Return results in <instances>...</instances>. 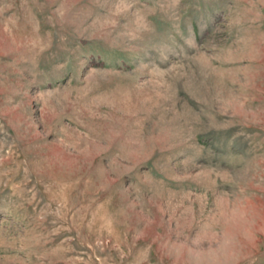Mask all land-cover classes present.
<instances>
[{
  "label": "rangeland",
  "instance_id": "1",
  "mask_svg": "<svg viewBox=\"0 0 264 264\" xmlns=\"http://www.w3.org/2000/svg\"><path fill=\"white\" fill-rule=\"evenodd\" d=\"M0 264H264V0H0Z\"/></svg>",
  "mask_w": 264,
  "mask_h": 264
}]
</instances>
